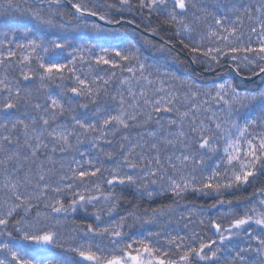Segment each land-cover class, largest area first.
Listing matches in <instances>:
<instances>
[{
    "label": "snow or ice",
    "instance_id": "snow-or-ice-1",
    "mask_svg": "<svg viewBox=\"0 0 264 264\" xmlns=\"http://www.w3.org/2000/svg\"><path fill=\"white\" fill-rule=\"evenodd\" d=\"M0 9V264H264V0Z\"/></svg>",
    "mask_w": 264,
    "mask_h": 264
},
{
    "label": "trees",
    "instance_id": "trees-1",
    "mask_svg": "<svg viewBox=\"0 0 264 264\" xmlns=\"http://www.w3.org/2000/svg\"><path fill=\"white\" fill-rule=\"evenodd\" d=\"M22 2V0H20ZM29 3H32V0H29ZM0 4H3V0H0ZM2 10V9H0ZM130 39L138 43V46L143 43V40L140 36H138L135 32L129 31L128 33ZM150 38V37H149ZM144 54L149 56L150 60L153 57H158L161 54L158 52H153L151 50H144ZM177 56L176 53H172L169 56V66L172 72H174L177 76L181 77L182 79H189L194 80L197 84L201 86V88H213L215 84L222 83L224 79H232L234 77V73L231 72L230 69L227 67L220 69L218 72H215L209 75L208 71H204L201 66L199 65H190V61L187 59V56L190 57V54L181 53L179 54V61L180 62H173V59ZM177 86H179L177 84ZM84 149H87V145L82 146ZM129 198L130 195H129ZM165 202H170L167 200L166 197L159 198ZM189 205L190 208H195L197 210H203L208 215H215L216 209H211V204L213 200L207 197H190L188 200L182 202ZM147 206V205H145ZM153 206H156L155 204ZM124 208H121L119 211L121 214L124 212ZM180 211H184L183 208ZM77 223H81V218L83 217V213L74 214ZM118 218V217H117ZM173 227H176L173 224ZM180 228H183V222H181ZM130 233L140 231L138 228L127 229ZM209 236L212 235L211 232L208 233Z\"/></svg>",
    "mask_w": 264,
    "mask_h": 264
},
{
    "label": "bare ground",
    "instance_id": "bare-ground-1",
    "mask_svg": "<svg viewBox=\"0 0 264 264\" xmlns=\"http://www.w3.org/2000/svg\"><path fill=\"white\" fill-rule=\"evenodd\" d=\"M187 59L190 61V57H188V56H187ZM210 73H212V74H213V73H215V72H210ZM209 75H211V74H209Z\"/></svg>",
    "mask_w": 264,
    "mask_h": 264
},
{
    "label": "water",
    "instance_id": "water-1",
    "mask_svg": "<svg viewBox=\"0 0 264 264\" xmlns=\"http://www.w3.org/2000/svg\"><path fill=\"white\" fill-rule=\"evenodd\" d=\"M209 74H212V73H209Z\"/></svg>",
    "mask_w": 264,
    "mask_h": 264
}]
</instances>
